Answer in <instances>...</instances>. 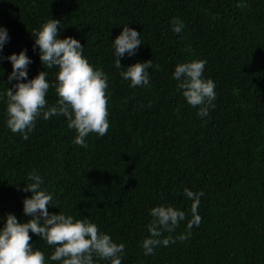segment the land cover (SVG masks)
<instances>
[{
	"label": "trees",
	"instance_id": "16d2710c",
	"mask_svg": "<svg viewBox=\"0 0 264 264\" xmlns=\"http://www.w3.org/2000/svg\"><path fill=\"white\" fill-rule=\"evenodd\" d=\"M51 18L60 19L58 38L78 39L108 77L110 127L86 137V148L73 143L76 132L62 115L38 118L27 140L6 126L5 93L16 83L8 82L10 54L26 50L28 79L46 70L55 83L58 68L41 64L31 33ZM173 18L183 21L180 33ZM124 25L140 32L142 44L121 64L152 60L147 86L130 87L115 67L113 41ZM0 26L9 36L0 53V228L9 213L30 219L23 200L32 194L21 189L35 170L58 205L49 213L95 223L125 245L122 264H264V0H0ZM192 59L206 60L204 77L216 85L215 107L204 118L172 76ZM46 99L56 104L53 88ZM185 187L204 193L202 222L190 230ZM156 206L186 213L163 235L187 239L145 256L141 242ZM29 234L47 260L54 248Z\"/></svg>",
	"mask_w": 264,
	"mask_h": 264
},
{
	"label": "clouds",
	"instance_id": "9594fccd",
	"mask_svg": "<svg viewBox=\"0 0 264 264\" xmlns=\"http://www.w3.org/2000/svg\"><path fill=\"white\" fill-rule=\"evenodd\" d=\"M237 7H246L238 4ZM60 19H48L39 29L31 32L35 38L34 48H39L41 64L51 69L58 68L55 83L47 80V71H40L28 79V66L32 62L26 50L19 54L12 53L7 59L11 62L12 71L8 82L16 81L12 88H7L6 126L13 133H19L27 140L41 116L48 120L52 116H64L67 126L76 132L73 143L86 148V137L96 134L107 135L109 123L108 77L103 70L96 69L83 55V45L71 36L58 38ZM172 30L180 33L184 24L179 18L171 21ZM7 29L0 26V53L8 42ZM140 32L128 25L113 41L115 67L124 69L120 76L130 81V87H143L149 84V71L152 60L137 62L126 69L121 64L122 57L132 56L141 46ZM4 57L0 55V60ZM206 60L192 59L175 66L172 74L178 82L177 90L182 92L188 105L197 108V116L204 118L209 109L215 107L216 85L211 78L204 77ZM156 70L159 66L156 65ZM2 71V70H0ZM53 88L58 97L56 104L48 105L46 99L49 89ZM151 107V104H149ZM31 183L25 184L24 192H31L23 200V212L30 219L19 222L16 216L9 213L6 222L0 228V264H47V260L60 264H96L97 261H110V264H122L121 256L125 245L116 243L111 236L101 232L95 223L86 219H74L71 215L49 213L48 207L53 204V195L41 188L43 178L35 172L28 174ZM184 195L192 201V218L187 221V228L199 226L202 218L198 214L200 197L203 191L193 192L184 188ZM152 220L147 225L149 236L143 239L141 247L144 255L154 254V249L184 241L187 236H164L172 233L186 219V213L172 206H156L150 209ZM36 234L54 251L47 258L41 250L34 249L29 232Z\"/></svg>",
	"mask_w": 264,
	"mask_h": 264
}]
</instances>
